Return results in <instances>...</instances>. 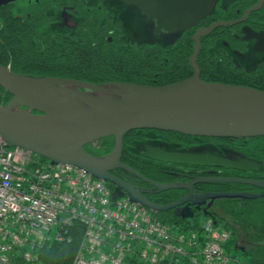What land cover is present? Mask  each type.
I'll return each instance as SVG.
<instances>
[{
	"label": "water",
	"instance_id": "1",
	"mask_svg": "<svg viewBox=\"0 0 264 264\" xmlns=\"http://www.w3.org/2000/svg\"><path fill=\"white\" fill-rule=\"evenodd\" d=\"M13 1L0 0V7ZM125 2L152 19L157 34L185 31L214 8L213 0ZM263 2L259 0L247 10L242 22L250 13L256 12ZM233 24L215 22L206 28H198L193 36L194 49L189 58L192 75L169 85L123 82L93 85L72 79L19 75L0 64V88L11 96L7 104H0V137L8 147L29 151L52 165L67 164L84 170L114 186L115 194L122 192L131 202L148 209L167 212L179 208L185 201L170 206L150 203L130 184L112 175L111 171L120 168L158 190L176 188L175 185L151 182L121 163L124 136L135 130L215 139L264 137V91L207 83L200 79L197 56L201 49V38L218 27ZM256 39L257 48L264 44V34ZM105 138H113V147L108 155L96 157L84 151L86 145ZM161 156L172 161L181 160L173 154L163 153ZM209 164L243 170L257 169L254 162H245L243 166L222 160ZM208 182L245 184L264 191V182L235 178L201 179L193 184ZM229 197L238 198L235 195ZM241 198L248 200L256 197Z\"/></svg>",
	"mask_w": 264,
	"mask_h": 264
},
{
	"label": "flooded vegetation",
	"instance_id": "2",
	"mask_svg": "<svg viewBox=\"0 0 264 264\" xmlns=\"http://www.w3.org/2000/svg\"><path fill=\"white\" fill-rule=\"evenodd\" d=\"M17 1L14 0L0 7V13H9L10 17L17 19L15 21H6L5 23L0 22V34L5 33L8 38L16 34L18 35V41H21L20 34L22 37L24 35L28 36V38L30 37V48L36 50L41 56L44 53H50L52 50H55L61 39L76 44V42H79V37L84 33L89 38L95 39V42L92 44L94 48H99L97 42L101 45L105 43V45H114L117 51L123 53L131 49L130 47L133 45L140 44L130 43L129 41L130 45L126 49L117 48L118 41L124 38L123 33L135 27L136 17L144 18L147 21L149 20V22L152 21L155 29L152 19L144 16L138 8L127 4L125 0H25L26 5L32 6V12L22 11L17 6ZM213 1L214 8L212 13L201 19L194 26L192 37L198 28H206L215 22H234V24L227 27H218L211 34L203 36L201 38V49L204 42L203 38L207 37V40L214 42L215 48L225 51L226 56L229 57V61L226 59L229 65L233 62L239 68L244 67L248 71H252L257 65L264 67V44L257 48L258 41L256 39L257 36L264 34V2L256 12L250 13L246 20L242 22L245 12L256 5L259 0ZM14 26L16 27L14 28ZM154 33L157 34L155 30ZM48 38L51 39L52 43L48 47H45L41 41ZM163 40L167 43L171 42L173 40L172 34L169 37L163 38ZM235 41L240 43V47L230 49L228 45H231ZM155 43V41H152L148 45L151 47ZM16 46L9 47L8 51L5 49L6 46H0V60L5 62L8 58L9 61L8 64H0L13 73L23 72L22 69H24V67L18 64L17 51L14 48L25 50L26 45L23 47L21 44ZM4 49L6 52H4ZM232 54H234L233 57ZM198 56L197 65L199 67ZM221 61L222 59L219 60V63ZM223 67L228 72L234 71V69H231V66V68L225 65ZM199 70L201 79L200 67ZM58 75L65 77L69 74L58 73ZM133 136L136 140L132 141V146L136 143L137 145L141 143L140 152L138 151V160L147 163L156 172L154 179L143 177L154 183L175 185L176 188L161 191L136 178H130L127 182L124 180L126 178L119 179L129 183L141 193L142 197L154 205L170 206L182 200L185 201L183 204V207H186L184 211L175 209L166 213H160V217L175 220H200L209 216L213 220L226 221L235 219L237 215L227 214L228 210L225 207L229 204V201L226 199L234 202L233 206L240 204L241 196L257 197L255 200H259V198L264 200V196H262L264 191L250 185L213 182L193 184L197 180L217 178H235L264 182V150H260L261 152L257 150L258 152H255L262 153V156H255L248 152H232L231 150L222 153V142L228 148H231L235 139L188 137L155 130H136L133 131ZM227 142H230V144ZM262 145L264 146V143ZM85 151L94 154L90 146H86ZM162 152L177 155L181 160L172 161L163 158L161 156ZM220 160L226 163H237L240 166H243L245 162H254L257 169L236 170L231 167L209 164ZM118 172L119 170L115 169L111 171V174H117ZM232 195L238 196V198H227ZM235 201L239 203H235ZM243 203L245 205L247 201L244 200ZM244 205H241L242 208ZM186 216H189V218H186Z\"/></svg>",
	"mask_w": 264,
	"mask_h": 264
},
{
	"label": "built area",
	"instance_id": "3",
	"mask_svg": "<svg viewBox=\"0 0 264 264\" xmlns=\"http://www.w3.org/2000/svg\"><path fill=\"white\" fill-rule=\"evenodd\" d=\"M81 226L82 239L73 264H171L193 249L192 264H226L221 245L228 234L208 220L197 235L167 225L127 198L70 165H49L0 139V263L15 248L24 258L51 239L70 242Z\"/></svg>",
	"mask_w": 264,
	"mask_h": 264
},
{
	"label": "trees",
	"instance_id": "4",
	"mask_svg": "<svg viewBox=\"0 0 264 264\" xmlns=\"http://www.w3.org/2000/svg\"><path fill=\"white\" fill-rule=\"evenodd\" d=\"M9 13H0V22L15 21ZM18 22V21H17ZM15 22V23H17ZM1 27V25H0ZM16 26H14L15 28ZM20 31V30H17ZM194 29L172 36L171 42H162L148 45L144 43L136 44L131 49L120 53L113 45H101L99 48L93 47L94 38L82 34L79 42L76 44L66 42L63 39L59 45L50 53H44L41 56L36 50L30 48V37L20 34L21 41H18V35L13 34L8 38L6 34H0V46H6L5 49L25 46V50L14 48L17 51L18 64L23 72H14L19 75L30 77H50L61 79H75L93 85H103L110 82L136 83L149 86L169 85L191 76V67L189 57L193 52L192 35ZM185 38V39H183ZM201 52L198 56V64L201 69V79L208 83H222L226 85L245 86L264 91V67L257 65L252 71L246 68H239L233 62L229 65V57L224 50L215 48L214 42L203 38ZM206 41V42H205ZM45 47L52 43L51 39L42 40ZM228 47L239 48L240 43L233 42ZM4 49V52L6 50ZM48 50V48H46ZM9 53V52H8ZM7 53V55H8ZM40 55V56H39ZM222 61L219 63V60ZM226 62H225V61ZM7 61L0 63L8 64ZM222 64V66H221ZM223 65L234 69L232 72L226 71ZM60 74H69L60 76ZM10 95L0 88V104H6ZM133 131L124 137V151L121 162L142 176L153 178L156 172L144 162L138 160L137 151L131 149ZM101 148L94 150L96 155H104L112 148V139L106 138L100 140ZM131 151V153H130ZM118 178H126L129 181L134 176L119 170L114 174ZM79 243V233H75L70 243L50 242L38 250V259L31 264H71ZM15 264H29L21 261ZM182 264H189L185 260Z\"/></svg>",
	"mask_w": 264,
	"mask_h": 264
},
{
	"label": "rangeland",
	"instance_id": "5",
	"mask_svg": "<svg viewBox=\"0 0 264 264\" xmlns=\"http://www.w3.org/2000/svg\"><path fill=\"white\" fill-rule=\"evenodd\" d=\"M17 6L22 11L32 12V6L26 5L25 0H18ZM135 22L136 25L132 30L123 33L124 38L118 41V49H126L128 45L133 42L146 44L152 41L158 43L164 42L162 34L154 33V25L152 24V21L149 22V20L147 21L144 18L136 17ZM217 45L219 46V44ZM233 55L234 54H232V57ZM133 137H131L130 140H133ZM234 141L235 142L231 148H228L227 145L222 142V153L231 150L232 152H248L255 156H262V153L255 152H258L257 150H259V152H261L260 150H264V146L262 145L264 139H235ZM227 143L230 144V142ZM140 144L141 143L137 145L136 143L133 146L131 145V149L133 148L136 150L137 154L140 152ZM124 149L123 142V151ZM226 200L229 201V204L225 207L228 210L227 214H241L240 216L236 215L235 219H229L226 221L220 220L219 222L222 223V225L218 224L219 227L221 226L223 232L230 231L233 233V241H235L236 245V250L232 253L234 256L233 258L235 261H238L237 264H264V200L262 198H259V200L251 199L245 205L243 201H241L240 204H237L236 206H233L234 202L228 199ZM235 203L239 202L235 201ZM241 205H244L243 208Z\"/></svg>",
	"mask_w": 264,
	"mask_h": 264
},
{
	"label": "bare ground",
	"instance_id": "6",
	"mask_svg": "<svg viewBox=\"0 0 264 264\" xmlns=\"http://www.w3.org/2000/svg\"><path fill=\"white\" fill-rule=\"evenodd\" d=\"M233 169H235V168H233ZM115 170V169H114ZM237 170V169H236ZM235 245V244H234ZM236 246V245H235ZM238 263V261H234V264H237Z\"/></svg>",
	"mask_w": 264,
	"mask_h": 264
}]
</instances>
